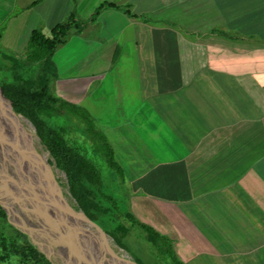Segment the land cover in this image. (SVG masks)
I'll return each mask as SVG.
<instances>
[{
    "label": "crops",
    "instance_id": "obj_1",
    "mask_svg": "<svg viewBox=\"0 0 264 264\" xmlns=\"http://www.w3.org/2000/svg\"><path fill=\"white\" fill-rule=\"evenodd\" d=\"M32 1L0 0V40L27 41L36 26L48 35L74 10L78 35L106 17L101 58L116 64L134 43L137 64L118 66L131 68L114 94L122 115L108 128L135 218L184 264H264V0ZM106 2L148 20L110 6L93 19Z\"/></svg>",
    "mask_w": 264,
    "mask_h": 264
},
{
    "label": "trees",
    "instance_id": "obj_2",
    "mask_svg": "<svg viewBox=\"0 0 264 264\" xmlns=\"http://www.w3.org/2000/svg\"><path fill=\"white\" fill-rule=\"evenodd\" d=\"M37 1L33 0L31 5ZM103 6L123 8L130 17L148 20L145 16L132 13L128 6L121 7L111 2L102 3L95 8L93 19ZM84 22L72 10L67 17L50 29L48 35H45L39 26L34 27L19 58L0 49V89L10 101L13 111L32 124L40 142L54 160L55 166L65 174L71 196L90 220L96 223L100 220V214L111 219H126L145 232V240L158 253L170 256L169 264H184L176 258L168 237L158 233L150 225L138 221L131 212L119 209L114 198L106 193L96 164L82 152L80 144L68 139L67 127L51 123L58 116L69 114L76 116L84 124L93 149L117 172L121 180L123 179V170L115 159L114 150L105 133L95 123L94 117L85 107L61 98L50 88V78L56 77L54 63L51 60L52 53L57 46L65 42L69 31L79 32ZM2 29L3 25L0 26V35ZM117 54L118 51L115 49L112 60L116 59ZM29 65L36 67L34 75L24 72L25 67ZM5 71L8 73H3ZM120 228L123 232L127 230L124 226ZM115 242L123 248L118 241ZM0 245L6 247L9 256L17 257L19 264H53L23 233L8 222L1 207Z\"/></svg>",
    "mask_w": 264,
    "mask_h": 264
},
{
    "label": "rangeland",
    "instance_id": "obj_3",
    "mask_svg": "<svg viewBox=\"0 0 264 264\" xmlns=\"http://www.w3.org/2000/svg\"><path fill=\"white\" fill-rule=\"evenodd\" d=\"M112 13L118 15V12ZM105 19L106 17L103 16L95 22L86 21L87 23L79 35L74 34L72 31L67 33L65 42L57 46L52 53L51 60L54 63L56 77L50 78L49 83L52 92L67 101L70 100L65 96L69 95L71 97V95H74L71 98H75L77 101L76 103L73 101V103L79 104L89 111L92 117H94L95 123L105 133L110 145L113 146L115 142L112 135L113 130H110L108 127L113 125L116 118L122 115L120 110L116 108L114 94L116 88L122 86L121 80L124 79L125 86L130 85L131 81V78H128V75H131V68H127L122 73H119L118 66L121 64L132 67L137 62L133 60L132 56L134 49L132 41L126 43V45L124 44V56H121V61L115 62L116 64L107 58H101V52L111 50L110 45L112 42L111 39H107L110 36L109 33L104 32L107 31L108 25V23H105ZM20 38L17 41H8L6 38L1 39L0 49L8 55L19 58L20 51H18L17 46L25 44L26 34L21 33ZM118 43L123 47L122 41H118ZM128 69L129 72H127ZM24 72L34 75L36 67L29 65L25 67ZM3 73L7 74L8 72L5 71ZM92 74L98 75L93 78L92 82L89 81L86 95L82 96V88L85 87L88 79L90 80L88 76ZM20 118L26 129L27 139L37 151L39 162L44 169H51L57 185L61 187L64 202L76 210H81L69 192L65 174L55 166L54 160L40 142L34 127L23 116H20ZM51 123L67 127L68 139L76 144H80L79 146L83 148L82 152L96 164L105 184L106 193L114 198L121 211L133 213L130 205L131 188L127 182V177L124 179L125 176L123 174V179L121 180L117 172L110 168L106 160L93 149L92 143L84 129V124L72 114L58 116ZM118 146L114 145L113 147L115 148L114 156L118 163L122 164V158H125V156ZM136 218L138 221L144 223L141 219L142 217L136 216ZM95 224L114 242L115 240L118 241L123 246V248L121 247L122 250L138 264L171 263L170 256L158 253L145 240L146 234L138 225L132 224L123 218L111 219V217L104 214H100V220ZM123 226L127 228L124 232L120 228ZM53 260L56 264H62L57 259ZM0 264H19L17 257L9 256L6 247L3 245H0Z\"/></svg>",
    "mask_w": 264,
    "mask_h": 264
},
{
    "label": "bare ground",
    "instance_id": "obj_4",
    "mask_svg": "<svg viewBox=\"0 0 264 264\" xmlns=\"http://www.w3.org/2000/svg\"><path fill=\"white\" fill-rule=\"evenodd\" d=\"M1 168L50 208L40 212L31 204L24 203L27 220L33 217L34 222L43 223L49 218L54 225L74 228L80 237L93 245L98 256L105 258V264H117L118 259L133 263L128 254L105 232H99L93 227L81 210L64 202L61 187L57 185L51 169L43 168L35 147L27 139L23 121L0 95ZM47 252L53 256L52 250L48 249Z\"/></svg>",
    "mask_w": 264,
    "mask_h": 264
},
{
    "label": "water",
    "instance_id": "obj_5",
    "mask_svg": "<svg viewBox=\"0 0 264 264\" xmlns=\"http://www.w3.org/2000/svg\"><path fill=\"white\" fill-rule=\"evenodd\" d=\"M0 95L9 102L11 107L10 101L3 95L1 89ZM24 203L31 204L40 212L50 209L46 203L36 199L23 185L1 168L0 207L4 210L8 222L23 233L31 244L44 253L48 260L53 264H56L53 259L59 260L62 264L106 263L105 258L98 256L93 245L80 237L74 228L54 225L49 218H46V221L43 223H37L34 222V218L29 215L30 218L27 220L25 215L28 213L26 212L27 210L25 211L26 207ZM86 219L97 231L103 232L102 229L87 216ZM118 247L122 249L120 246ZM48 249L53 251V256L48 254ZM132 262L133 263H128L125 260L118 259L117 264H138L134 260H132Z\"/></svg>",
    "mask_w": 264,
    "mask_h": 264
}]
</instances>
